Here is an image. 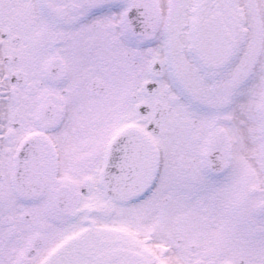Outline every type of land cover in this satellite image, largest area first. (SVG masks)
<instances>
[{
	"label": "snow or ice",
	"instance_id": "6c2138e0",
	"mask_svg": "<svg viewBox=\"0 0 264 264\" xmlns=\"http://www.w3.org/2000/svg\"><path fill=\"white\" fill-rule=\"evenodd\" d=\"M0 264H264V0H0Z\"/></svg>",
	"mask_w": 264,
	"mask_h": 264
}]
</instances>
